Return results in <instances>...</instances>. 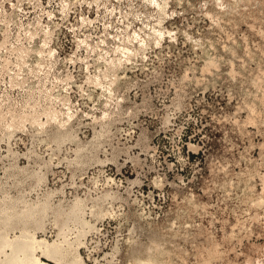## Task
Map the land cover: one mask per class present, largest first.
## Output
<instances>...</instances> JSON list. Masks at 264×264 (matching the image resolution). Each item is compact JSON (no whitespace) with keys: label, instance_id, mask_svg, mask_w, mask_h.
Wrapping results in <instances>:
<instances>
[{"label":"rangeland","instance_id":"obj_1","mask_svg":"<svg viewBox=\"0 0 264 264\" xmlns=\"http://www.w3.org/2000/svg\"><path fill=\"white\" fill-rule=\"evenodd\" d=\"M20 229L85 264H264V0H0Z\"/></svg>","mask_w":264,"mask_h":264},{"label":"bare ground","instance_id":"obj_2","mask_svg":"<svg viewBox=\"0 0 264 264\" xmlns=\"http://www.w3.org/2000/svg\"><path fill=\"white\" fill-rule=\"evenodd\" d=\"M41 213H43V210ZM80 214H81V209H74L71 212V218L69 217L68 219H70L71 222L73 220V223L75 222V224L80 223V221H81ZM27 217H29V216H27ZM37 217H38V215H37ZM58 219H62V217L58 218ZM84 221H86V220L84 219ZM67 223H68V221H67ZM6 224H7V222H6ZM75 224H74V226H75ZM77 225L79 226V225H81V223L77 224ZM1 229H5V228H1ZM67 230H70V229H67ZM83 232H84V229H83ZM63 233L64 232H62V234ZM80 234H82V233H80ZM67 235H66V237H68ZM76 235H77V233H76ZM60 236H61V233L59 234V237ZM63 237L65 238V240L63 238L64 243L54 242V244L50 245L45 240H41L35 234L30 233L26 229H20L17 236L15 235V238H13V237L10 238L8 232L1 230L0 231V255L2 256V260L0 259L1 260L0 264H85L86 262H84L82 255L78 251L76 253L72 252V250L70 249L71 245H70L69 249H66L64 247V244L69 239L67 240V238L65 237V233H64ZM81 240H82V237H81ZM81 240H80V242H81ZM72 249H74V248L72 247ZM74 251H75V249H74ZM69 257H70V260H67V258H69ZM150 260H152V259H150ZM135 263H136V261H135ZM135 263L133 262V264H135ZM139 264H149V263L139 262Z\"/></svg>","mask_w":264,"mask_h":264}]
</instances>
